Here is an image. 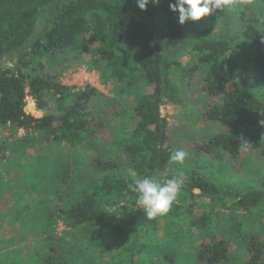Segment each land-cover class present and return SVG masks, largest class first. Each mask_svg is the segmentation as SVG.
<instances>
[{"label": "trees", "instance_id": "trees-1", "mask_svg": "<svg viewBox=\"0 0 264 264\" xmlns=\"http://www.w3.org/2000/svg\"><path fill=\"white\" fill-rule=\"evenodd\" d=\"M171 3L174 0L150 2L146 10H141L137 0H0V152L4 153L9 143L11 150L20 140L28 157L44 155L42 148H48L51 142L82 147L87 153L95 151L86 159L78 158L75 152L76 169L84 164L87 168L72 177V171H65L70 169L66 163L60 165V178L65 173L69 178L68 182L59 180L63 182L57 186L61 194L55 195L58 201L53 209L47 206L40 213L33 210L26 218L14 207L18 201L13 198V188L0 196V208L4 205L0 221L18 230L16 233H26L27 240L42 235L53 240L62 220L65 233H86L91 249L96 246L103 250L100 256L108 251L118 254L125 240L130 242L132 233L149 220L137 206L136 194L129 188L131 178L123 174V169H134L140 177L173 178L167 172L172 153L168 121L161 113L162 107L174 99L170 84L173 69L182 74L200 64H210L203 88L219 100L211 103L204 117L219 124L224 132L210 137L205 150L211 154L223 150L238 157L245 149L260 145L264 139V101L234 83V73L241 50L251 49L248 60L254 69V85L264 87V33L253 25L232 39L225 30L207 28L189 38L185 30L196 23L181 25L169 7ZM187 50L197 55V62L184 70L180 59ZM65 52L77 56L90 53V66L100 72L103 81L114 83V91L124 105L108 123L101 107L95 108V95H100L95 89L75 92L57 75L43 71L47 58L56 55L58 60ZM142 84L153 88L141 92ZM28 96L44 112L43 117L26 113ZM132 96L134 105L129 103ZM108 129L113 137L111 151L102 148L109 140L101 138ZM7 130L10 137L4 134ZM17 131L23 135L14 140ZM5 159H0V164ZM195 190H199L198 195ZM180 193L187 194L191 209L201 198H224L216 185L201 178L182 180ZM11 194L12 210L5 200ZM237 197L233 207L248 210L259 201L260 194H253V200ZM180 210H170L169 215ZM201 219L207 218L203 215ZM25 250L28 253L19 259L20 264H60L54 254L44 258L38 242ZM249 253V264H264L263 241L251 238ZM111 259L110 255L102 257L105 263ZM227 259L228 242L223 240L203 245L198 253V261L207 264ZM0 264H16L10 251L0 256Z\"/></svg>", "mask_w": 264, "mask_h": 264}, {"label": "rangeland", "instance_id": "rangeland-1", "mask_svg": "<svg viewBox=\"0 0 264 264\" xmlns=\"http://www.w3.org/2000/svg\"><path fill=\"white\" fill-rule=\"evenodd\" d=\"M230 9L217 15L212 14L196 23L194 28L185 30L188 31L186 35L189 38L194 37L199 30L212 28L214 31L225 30L226 34L234 39L233 35L246 31L253 25L260 33H264V0H232ZM241 52L239 58L237 57L239 64L234 73V83L243 85L264 101V87L258 88L254 85V69L248 60L253 51L242 49ZM90 57V53L77 56L75 52H65L61 59L57 60L56 55L54 58H47L43 71L57 75L62 84L71 87L75 92L87 88L95 89L96 93L100 94H94L95 108L99 110L98 106L101 107V111L108 116V123L119 113L124 103L115 93L114 83L103 81L100 72L90 66ZM180 61L186 70L195 65L197 55L187 50ZM5 64L10 66L9 60H6ZM209 67L210 64L206 63L188 73H184V70L182 74H178L175 69L172 71L170 84L174 88V99L162 107L161 113L168 121L167 135L171 141L172 153L184 150L188 156L182 164L169 163L167 172L179 180L201 178L214 184L220 189L223 199L201 198L197 200L198 206L195 205L191 209L187 194L179 193L170 209L175 212L180 208L178 214L168 213L149 220L137 232L132 233L130 242L125 240L118 254L114 255L108 251L100 256L102 249L96 246L91 249V242L85 239L86 233H65L62 220L56 226L57 233L53 234V240L45 239L44 235L34 236L21 247L6 234L16 233L18 230L0 221V248L3 244L7 248L13 245L9 242L15 243L17 248L10 250V253L16 264H20L19 259L27 255L28 251L25 249L34 248L37 242L44 258L54 254L60 264H207L198 261L201 248L212 241L223 240L228 242V259L218 264H249L251 238L264 242V139L256 149L249 147L238 157H233L223 150L211 154L204 149L210 137L224 132L219 124L204 117V112L211 103L219 100L210 96L203 88ZM231 84L233 85V82ZM152 88L151 85L142 84L141 92L151 91ZM129 103L135 104L133 96L129 98ZM25 111L35 118L44 116V112L37 107L31 96L27 97ZM4 134L10 137V131L7 130ZM22 135V131H17L14 140ZM101 138L109 139L104 142L103 149H114L111 146L113 137L109 129ZM19 142L24 145V141H16L9 150V143L4 153L0 152V159L6 157L0 164V196H4L13 188L14 197L11 194L5 200L11 210L14 206L12 197L17 200L18 204L14 207L26 218L31 216L33 210L40 213L45 211L47 206L48 209H53L58 201L55 195L61 194L58 193L57 186L63 182L59 180L65 179L68 182L69 178L67 173L60 178V165L66 163L65 167L70 169L65 171H72V177L87 168L84 164L79 170L76 169L75 152L78 158L84 159L85 156L90 158L91 154L95 153L91 149L87 153L82 147L71 148L61 142H51L48 148H42L44 155L28 157L24 155L23 145ZM28 142L31 143L32 138H29ZM126 171V168L122 171L125 176L128 175ZM194 193L198 195L199 190ZM256 193L260 194V198L254 207L248 210L234 208L233 203L236 202L237 195L253 200V194ZM50 199H53V202L50 203ZM203 215L207 219L202 220ZM121 235L126 236L128 233ZM115 236L114 234L112 237ZM115 242V239L110 240L111 245ZM106 255L112 256L110 263L102 260Z\"/></svg>", "mask_w": 264, "mask_h": 264}, {"label": "clouds", "instance_id": "clouds-1", "mask_svg": "<svg viewBox=\"0 0 264 264\" xmlns=\"http://www.w3.org/2000/svg\"><path fill=\"white\" fill-rule=\"evenodd\" d=\"M158 4L160 0H137V6L146 10L149 3ZM232 0H174L169 5L178 16L179 23H198L211 16L217 10H231ZM188 153L177 150L170 154L169 163H183ZM131 178L130 190L136 194V204L143 209L148 220L163 217L169 213L182 189V180L177 178L156 179L150 176L140 177L134 169L128 170Z\"/></svg>", "mask_w": 264, "mask_h": 264}, {"label": "crops", "instance_id": "crops-1", "mask_svg": "<svg viewBox=\"0 0 264 264\" xmlns=\"http://www.w3.org/2000/svg\"><path fill=\"white\" fill-rule=\"evenodd\" d=\"M4 207V205H1L2 209ZM8 238H12L13 241H15V243H17L19 245V247H21L22 245H25V243H28V240L25 236L26 233H6ZM10 244H13L12 246H9L7 248L4 247L5 244H3V246L0 248V256L5 252V250L7 249L8 251L10 250H16L17 246L15 245V243L13 242H9ZM25 258V256H23V259Z\"/></svg>", "mask_w": 264, "mask_h": 264}]
</instances>
